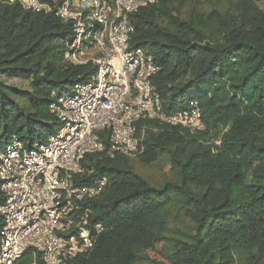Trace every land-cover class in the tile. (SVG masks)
<instances>
[{
  "label": "trees",
  "instance_id": "16d2710c",
  "mask_svg": "<svg viewBox=\"0 0 264 264\" xmlns=\"http://www.w3.org/2000/svg\"><path fill=\"white\" fill-rule=\"evenodd\" d=\"M174 1L155 0L131 15L130 47L146 49L162 67L152 83L164 114L196 101L204 129L140 121L144 152L136 157L151 163L164 150L178 177L160 187L131 169V157H110L103 134L106 149L81 160L77 181L89 170L107 178L92 202L104 229L87 254L68 264L153 262L148 250L163 251L157 264H263L264 11L258 0H228L223 12L180 19ZM70 38L69 24L54 14L0 0V74L30 82L21 91L0 79V144L15 135L29 147L56 132L50 102L93 72L91 64L66 62ZM174 213L189 222L188 232L170 235ZM13 264L44 262L28 250Z\"/></svg>",
  "mask_w": 264,
  "mask_h": 264
},
{
  "label": "built area",
  "instance_id": "2783aa9c",
  "mask_svg": "<svg viewBox=\"0 0 264 264\" xmlns=\"http://www.w3.org/2000/svg\"><path fill=\"white\" fill-rule=\"evenodd\" d=\"M22 10L54 14L68 23L64 57L74 66L91 64L88 80L56 94L49 111L57 130L27 147L13 135L0 144V264H13L32 250L44 264H68L87 254L104 227L93 219L92 202L108 184L105 176L84 181L81 160L104 151L110 157L144 152L140 121L201 131L196 101L166 115L152 83L162 67L142 47L131 48V15L155 0H4ZM142 127V128H141Z\"/></svg>",
  "mask_w": 264,
  "mask_h": 264
},
{
  "label": "rangeland",
  "instance_id": "374dc122",
  "mask_svg": "<svg viewBox=\"0 0 264 264\" xmlns=\"http://www.w3.org/2000/svg\"><path fill=\"white\" fill-rule=\"evenodd\" d=\"M257 5L264 11V0H258ZM174 14L180 19H187L190 15L200 13L207 14L212 9L223 12L227 9L228 0H177L172 4ZM0 79L7 85L21 91L30 90V82L22 75L0 74ZM131 169L146 179L154 187H160L166 181H177L176 171L172 168L169 157L164 150H158V156L151 163H146L140 157H131L129 160ZM182 215V214H181ZM183 216V215H182ZM185 218V217H184ZM183 219L180 214L174 213L169 217L170 235L182 234L189 231V222ZM188 230V231H186ZM147 255L154 260L139 259L135 264H157L161 259L162 252L148 250ZM156 262V263H155ZM264 264V258L263 262Z\"/></svg>",
  "mask_w": 264,
  "mask_h": 264
}]
</instances>
